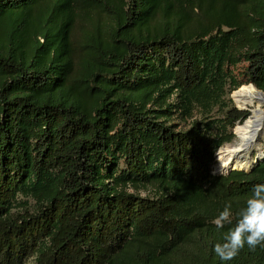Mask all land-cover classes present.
<instances>
[{
	"label": "trees",
	"instance_id": "16d2710c",
	"mask_svg": "<svg viewBox=\"0 0 264 264\" xmlns=\"http://www.w3.org/2000/svg\"><path fill=\"white\" fill-rule=\"evenodd\" d=\"M251 83L264 0H0V264H264L213 251L264 183L212 173Z\"/></svg>",
	"mask_w": 264,
	"mask_h": 264
},
{
	"label": "bare ground",
	"instance_id": "6f19581e",
	"mask_svg": "<svg viewBox=\"0 0 264 264\" xmlns=\"http://www.w3.org/2000/svg\"><path fill=\"white\" fill-rule=\"evenodd\" d=\"M240 108L250 112L245 122L238 123L236 139L226 144L217 153L214 171L227 172L228 169H250L254 157L262 149L264 140V93L253 84L234 94Z\"/></svg>",
	"mask_w": 264,
	"mask_h": 264
},
{
	"label": "clouds",
	"instance_id": "9594fccd",
	"mask_svg": "<svg viewBox=\"0 0 264 264\" xmlns=\"http://www.w3.org/2000/svg\"><path fill=\"white\" fill-rule=\"evenodd\" d=\"M217 229L229 225L223 241L214 245L213 251L221 261H230L247 244L250 249L264 247V183L253 186L252 194L246 200V207L239 210L233 223L231 204L214 218Z\"/></svg>",
	"mask_w": 264,
	"mask_h": 264
},
{
	"label": "water",
	"instance_id": "95a60500",
	"mask_svg": "<svg viewBox=\"0 0 264 264\" xmlns=\"http://www.w3.org/2000/svg\"><path fill=\"white\" fill-rule=\"evenodd\" d=\"M252 84V83H251ZM254 85V84H253ZM240 88H238L237 90H235V91H233V92H236V91H238ZM262 93H264V91L263 90H261V89H259ZM231 97L234 99V95L233 94H231ZM240 110H246V109H243V108H239ZM250 115V114H249ZM249 117V116H248ZM247 117V118H248ZM246 118V119H247ZM246 119L244 120V122L246 121ZM240 123V122H239ZM234 133L236 134V132H235V130H234ZM222 147H220L219 149H218V151L221 149ZM218 151L215 153V158H216V156H217V153H218ZM254 159V164L251 166V168L250 169H247V170H245V169H238V168H232V169H228V171L227 172H221V173H217V172H215L214 170L212 171V173L213 174H215V175H227V174H229L231 171H233V170H242V171H246V172H251L261 161H263L264 160V149H261L260 150V152L258 153V154H256V156L253 158Z\"/></svg>",
	"mask_w": 264,
	"mask_h": 264
},
{
	"label": "rangeland",
	"instance_id": "374dc122",
	"mask_svg": "<svg viewBox=\"0 0 264 264\" xmlns=\"http://www.w3.org/2000/svg\"><path fill=\"white\" fill-rule=\"evenodd\" d=\"M248 86H250V85H248ZM247 87V86H246ZM243 89V88H242ZM234 93L235 92H233L232 94L234 95ZM234 100V103H235V105L238 107V108H240L238 105H237V103H236V101H235V98L233 99ZM245 111H247V110H245ZM237 125H238V123H237ZM237 125L235 126V128H234V130L236 129V127H237ZM236 132V131H235ZM235 134V133H234ZM237 135L235 134V137H234V139L231 141V143L237 138L236 137ZM230 143V142H229ZM263 145H262V149H264V140H263V143H262ZM225 146V145H224ZM224 146H222V147H224ZM216 162H217V157L215 158V161H214V163L216 164ZM215 164H213V166L215 165ZM28 264H33V260H30V262L28 263Z\"/></svg>",
	"mask_w": 264,
	"mask_h": 264
}]
</instances>
